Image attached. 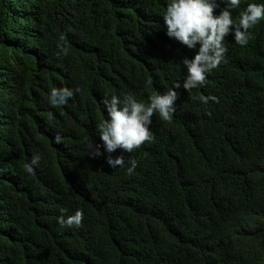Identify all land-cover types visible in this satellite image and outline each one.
<instances>
[{
    "label": "trees",
    "instance_id": "trees-1",
    "mask_svg": "<svg viewBox=\"0 0 264 264\" xmlns=\"http://www.w3.org/2000/svg\"><path fill=\"white\" fill-rule=\"evenodd\" d=\"M250 2L264 0L233 18ZM165 7L0 0V264H264V18L246 46L225 38L228 62L178 90L171 120L153 115V141L125 154L132 175L84 155L105 94L146 100L183 76L195 50L166 36ZM54 87L80 92L52 107ZM76 209L81 226L61 229Z\"/></svg>",
    "mask_w": 264,
    "mask_h": 264
},
{
    "label": "clouds",
    "instance_id": "clouds-1",
    "mask_svg": "<svg viewBox=\"0 0 264 264\" xmlns=\"http://www.w3.org/2000/svg\"><path fill=\"white\" fill-rule=\"evenodd\" d=\"M241 0H166V7L162 18L165 34L168 38L195 50L191 59L184 57L180 64L184 74L171 83L162 94L156 91L146 100H139L134 94L118 95L105 94L100 100L105 112V118L96 125V136L101 143H87L84 155L98 158L105 155L106 163L112 169L126 167V172L132 175L137 168V160L132 157L126 159L125 154L132 153L145 142H152L154 134L151 131L153 115L169 121L175 111V102L179 98V91L183 89L191 93L193 89L203 88L207 82L208 73L228 62L225 38L232 36L236 45L246 46L252 38L249 29L253 28L264 18V2H250L239 13L238 19L233 18V10L239 8ZM60 54H66L67 49L62 45ZM80 88L59 87L52 88L48 93V104L61 107L68 103ZM202 104L210 101L219 103L215 95H200L195 97ZM51 115V114H50ZM211 116L212 113L206 112ZM54 142L60 143L61 137H54ZM101 149L103 151H101ZM120 155H112L117 150ZM41 155L35 153L25 163L24 171L33 174L39 167ZM67 209H61L66 212ZM84 218L82 209H76L71 215H60L57 223L61 229L79 228Z\"/></svg>",
    "mask_w": 264,
    "mask_h": 264
}]
</instances>
